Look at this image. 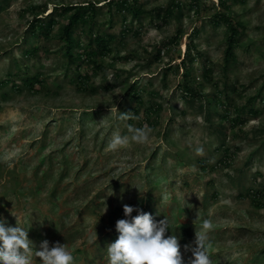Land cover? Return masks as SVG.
Segmentation results:
<instances>
[{"label":"rangeland","instance_id":"1","mask_svg":"<svg viewBox=\"0 0 264 264\" xmlns=\"http://www.w3.org/2000/svg\"><path fill=\"white\" fill-rule=\"evenodd\" d=\"M91 2L75 37L109 36L111 50L103 68L82 66L80 91L60 8ZM108 3L0 0V217L29 228L37 248L64 244L73 264H108L115 222L134 205L167 219L186 260L209 220L212 264H264V0H136L137 16ZM219 13L239 30L229 62ZM35 15L55 20L49 34L32 32ZM187 72L196 97L182 91ZM129 126L150 127V139L109 149Z\"/></svg>","mask_w":264,"mask_h":264},{"label":"clouds","instance_id":"2","mask_svg":"<svg viewBox=\"0 0 264 264\" xmlns=\"http://www.w3.org/2000/svg\"><path fill=\"white\" fill-rule=\"evenodd\" d=\"M120 119H130L128 113H121ZM131 135L112 134L109 149L117 150L127 146L130 141L144 144L150 139V127L129 126ZM203 147H196L198 155L203 154ZM136 215H132L133 212ZM117 238L107 245L108 264H212L208 254L207 229L212 227L209 220H204L202 230L195 232L192 244L184 245L191 256L186 260L181 252V244L176 234L168 233L166 218L159 221L154 216L134 205H123V218L115 222ZM29 228L16 222L8 224L0 217V264H32V256L39 258L40 264H73L72 251L60 242L40 241L39 247L28 236Z\"/></svg>","mask_w":264,"mask_h":264},{"label":"trees","instance_id":"3","mask_svg":"<svg viewBox=\"0 0 264 264\" xmlns=\"http://www.w3.org/2000/svg\"><path fill=\"white\" fill-rule=\"evenodd\" d=\"M131 1V2H130ZM134 1V2H133ZM135 1L136 0H109L108 5L109 6H115L120 11H122L125 8H128L129 11H133L134 15L137 16L140 13V9L135 8ZM133 2V3H132ZM96 3H89L88 7H85V5H62L60 8L61 15H67V22L62 26L61 28V37L65 41V51L66 56L68 57V62L70 65L75 64V76L72 77L74 84L78 88V90H86L88 88L89 83V73L85 72L82 73L80 70L82 66L85 63H89L92 68L98 69L103 68V66L98 63V58H101L105 55H107L111 48L109 45V42L111 41V37L104 36L103 34H96V36L92 39L91 42H89L86 45H83L79 42V40L75 37V30L76 27L79 24H87L90 22V20L93 18V15L96 13ZM220 14V15H219ZM219 18H222L226 26L228 27L230 34L227 39V46L225 49V61L229 62L233 56L234 52V45L236 42V36L239 32L238 27L235 23H233L231 20H229V15L226 13H219ZM55 20L53 18L48 19L46 21V18L43 16L35 15L32 21V32H36V30H39L40 32H43L45 34H49L51 32L52 26L54 24ZM178 41V37H175L174 39H171L167 43H165V46L169 47L170 43H176ZM82 46V48L79 51H74L76 46ZM36 50V49H35ZM31 52V51H30ZM161 53V49L158 51ZM189 52V51H188ZM187 73H185L184 81L181 85L182 91L184 92L185 96L190 97H196L200 94V92L195 91L193 85L190 83V80L187 77ZM39 81H42L40 77L37 75H33L32 77H29L26 79V83L34 88L36 84H39ZM134 96L137 97V101H140L139 93H134ZM218 99V97H216ZM132 112L138 111L137 107H133L129 109ZM131 118L132 115H131ZM240 117H236L233 119L234 121L239 120Z\"/></svg>","mask_w":264,"mask_h":264}]
</instances>
